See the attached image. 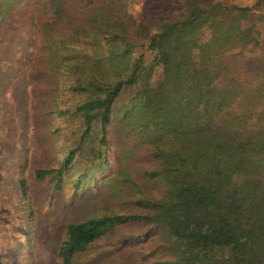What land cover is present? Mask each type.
Wrapping results in <instances>:
<instances>
[{"label":"trees","instance_id":"obj_1","mask_svg":"<svg viewBox=\"0 0 264 264\" xmlns=\"http://www.w3.org/2000/svg\"><path fill=\"white\" fill-rule=\"evenodd\" d=\"M26 1L0 0V21ZM135 1L46 0L47 95L82 97L52 101L83 126L57 172L98 132L93 156L114 147L111 196L132 209L70 224L60 257L117 231L152 249L138 264H264V0H147L140 19Z\"/></svg>","mask_w":264,"mask_h":264},{"label":"rangeland","instance_id":"obj_2","mask_svg":"<svg viewBox=\"0 0 264 264\" xmlns=\"http://www.w3.org/2000/svg\"><path fill=\"white\" fill-rule=\"evenodd\" d=\"M146 1L134 2L131 11L136 18L144 16ZM179 1L155 0L154 5L172 12L181 6ZM224 1L252 6L257 0ZM48 11L46 0H28L0 21V258L5 264H66L60 251L70 224L111 211H132L111 196L117 170L114 147H103L102 157L93 156L98 132L86 149L76 152L70 170L57 172L79 143L83 126L66 114L51 112L52 101L60 102L59 110L74 109L82 97L64 92L62 86L56 96L47 95L52 91L47 87L51 73L41 56L40 24L50 16ZM258 11H264V4ZM39 169L55 171L41 178ZM137 236L109 233L69 264L149 260L152 249L134 246Z\"/></svg>","mask_w":264,"mask_h":264}]
</instances>
